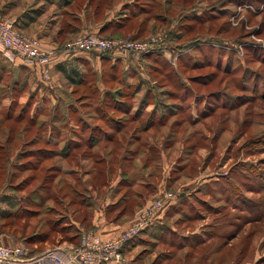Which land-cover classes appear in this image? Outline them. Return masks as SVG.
<instances>
[{"label": "rangeland", "instance_id": "1", "mask_svg": "<svg viewBox=\"0 0 264 264\" xmlns=\"http://www.w3.org/2000/svg\"><path fill=\"white\" fill-rule=\"evenodd\" d=\"M118 1L131 2L126 17L100 38L161 48L55 52L70 59L46 76L0 47V236L28 257L74 252L91 232L121 240L164 200L121 248L124 263L264 264L263 10L257 0ZM93 3L98 21L117 5ZM82 5L60 19L62 43L93 34H72Z\"/></svg>", "mask_w": 264, "mask_h": 264}, {"label": "built area", "instance_id": "2", "mask_svg": "<svg viewBox=\"0 0 264 264\" xmlns=\"http://www.w3.org/2000/svg\"><path fill=\"white\" fill-rule=\"evenodd\" d=\"M154 39L152 42L158 43ZM150 44L127 43L118 40H106L96 34L80 36L66 48L68 53L73 51H115L123 54L148 53ZM0 47L19 54L27 65L37 66L48 75V68L57 62L61 55L55 50L45 46L37 38L25 36L18 32L12 19L0 16ZM166 206L164 200L150 206L145 210L137 223L120 240L104 241L97 233L91 232L83 237V244L78 251H71L66 257L51 253L42 256L28 257L30 252L25 246L7 244L0 236V264H122L125 262L121 256V248L125 242L137 237L145 230L155 214L161 212ZM157 217V216H156ZM155 218V217H154Z\"/></svg>", "mask_w": 264, "mask_h": 264}, {"label": "crops", "instance_id": "3", "mask_svg": "<svg viewBox=\"0 0 264 264\" xmlns=\"http://www.w3.org/2000/svg\"><path fill=\"white\" fill-rule=\"evenodd\" d=\"M96 0H0V15L4 18L12 19L15 22L16 30L27 36H31L40 39L46 44L52 45L56 49L62 44L58 36H62L61 30H57L60 19L72 14L71 11L77 4L84 3L75 10L78 14L79 25L73 28L72 34L79 36L80 34L86 33H102L112 27V20L115 19L116 24L119 22L118 19L126 17L121 15L126 10V6L131 3L127 1L119 2L115 0V8L111 9L106 18H100L98 21V10L97 6L94 5ZM102 1V0H101ZM114 2V0H112ZM93 9V10H91ZM92 11V12H91ZM88 52L87 54H91ZM85 54V53H84ZM75 56V55H74ZM73 59H76L74 58ZM80 57V56H75ZM70 59V58H69ZM68 59V60H69ZM72 59V58H71ZM63 60V59H62ZM60 62H55L51 66V72L55 69H60L62 65L67 64V58ZM96 231L100 233V223L95 222ZM127 247L124 249V252ZM57 254L66 257L71 251L69 247L65 245H59L55 250H51ZM44 253L38 254L42 256ZM36 256V255H35ZM126 260V259H125ZM127 264V263H123Z\"/></svg>", "mask_w": 264, "mask_h": 264}, {"label": "trees", "instance_id": "4", "mask_svg": "<svg viewBox=\"0 0 264 264\" xmlns=\"http://www.w3.org/2000/svg\"><path fill=\"white\" fill-rule=\"evenodd\" d=\"M148 1V0H147ZM257 2L259 3V5L256 7L257 8V10L258 9H261V10H263V12H264V7H263V5H264V0H257ZM144 8H142V9H140V12L138 11V13H135L134 14V17H138V16H140L141 14H143V12H144V10H143ZM1 16V15H0ZM2 17V16H1ZM4 18V17H3ZM93 34H96L97 36H99V37H103V38H105L104 36H102V33H93ZM108 39H114V38H108ZM135 40V39H134ZM75 41V39L73 40V42ZM72 43V42H71ZM70 44V42H68V43H62V44H60L59 45V48H57V49H55V52H62V51H64V50H66L67 48V46ZM162 44H163V42L162 41H159L158 43H154V42H150V49H149V52H156L158 49H159V47H158V49L157 48H155V47H157V46H159L160 45V48L162 47ZM200 45V44H199ZM190 48L191 49H195L196 48V50H199V47L198 46H196V45H194V47H186L185 49H183V50H181L178 54H176V56H175V58H177L179 61H181L187 54L189 55V53H188V51L190 50ZM88 52H92V53H96L97 55H103V56H106V57H108L107 55H110L111 53H113V52H115V51H104V52H99V53H97V51H88ZM258 53V54H261V56H260V61L262 60L263 62H264V49H262V50H255V53ZM106 53H108L107 55H104V54H106ZM129 54H131V53H129ZM147 53H141V54H139V55H146ZM177 55H179V57H177ZM108 59V58H107ZM194 65H196V64H194ZM50 70L51 69H49L48 68V74H49V72H50ZM188 91V90H187ZM179 107H181V106H179ZM173 110V109H172ZM193 112H195V111H193ZM149 125V124H148ZM149 126H146L145 127V130H146V128H148ZM79 143H81L80 142V140H79ZM77 149V148H76ZM258 203V202H257ZM258 207V206H257ZM138 237H136V238H133L132 240H136ZM81 240H82V238H81ZM124 251V250H123ZM121 252H122V250H121ZM32 253V252H31Z\"/></svg>", "mask_w": 264, "mask_h": 264}]
</instances>
